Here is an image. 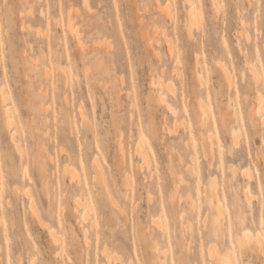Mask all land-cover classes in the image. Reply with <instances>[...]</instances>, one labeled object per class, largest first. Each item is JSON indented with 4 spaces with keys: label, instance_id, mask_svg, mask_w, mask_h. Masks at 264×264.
<instances>
[{
    "label": "rangeland",
    "instance_id": "374dc122",
    "mask_svg": "<svg viewBox=\"0 0 264 264\" xmlns=\"http://www.w3.org/2000/svg\"><path fill=\"white\" fill-rule=\"evenodd\" d=\"M84 1L0 0V264H264V0Z\"/></svg>",
    "mask_w": 264,
    "mask_h": 264
},
{
    "label": "bare ground",
    "instance_id": "6f19581e",
    "mask_svg": "<svg viewBox=\"0 0 264 264\" xmlns=\"http://www.w3.org/2000/svg\"><path fill=\"white\" fill-rule=\"evenodd\" d=\"M84 1V0H83ZM89 1V0H88ZM185 1H187L188 2V4H189V9L190 10H188V23H187V25H188V29H190V27H191V25H194V24H192V23H198V21H197V19L196 18H198V15H197V13L196 12H194V11H196V9H195V7H196V5H195V1L194 0H185ZM84 2H87V0L86 1H84ZM87 4V3H86ZM88 5V4H87ZM89 5H90V3H89ZM89 5H88V7H89ZM196 13V14H195ZM195 15H197V17L195 16ZM194 17H196V18H194ZM194 19L196 20L195 22H194ZM192 27H194V26H192ZM191 27V28H192ZM187 29V30H188ZM190 31H191V29H190ZM188 32H189V30H188ZM190 33V35H191V33L192 32H189ZM249 36H247V38H248ZM246 60H247V58H246ZM245 60V61H246ZM249 60V59H248ZM247 62V61H246ZM250 62V61H249ZM248 63V62H247ZM252 64V63H251ZM249 65H250V63H249ZM248 65V66H249ZM224 67V66H223ZM251 70H252V68L251 67H249ZM249 69V70H250ZM250 70V71H251ZM255 70V69H254ZM226 72L228 73V71L226 70ZM256 72H258V71H254V73L251 71V73H253V74H251V75H253V79L255 80V82H257L258 80H259V76H257V74H256ZM226 73V74H227ZM229 74V73H228ZM228 74L226 75V78H227V76H228ZM230 75V74H229ZM258 75H260V74H258ZM231 76V75H230ZM230 76H228V78H230ZM227 78V79H228ZM231 79V78H230ZM199 80H203V78H202V76H200L199 77ZM229 80V79H228ZM6 97H7V99H8V96H6L5 95V93H2V99H3V102L4 103H6L5 101H6ZM198 105H199V107H198V109L201 111H199V115H198V117L199 118H201L199 121L202 123V119L204 120L206 117H205V115H206V113H207V106H206V104H205V102H204V100L203 99H200L199 101H198ZM261 105V104H260ZM168 107L170 108V110L172 111V112H176V109L173 107V106H171V105H168ZM262 107V106H261ZM260 107V108H261ZM263 108V107H262ZM253 110V109H252ZM254 110H256V109H254ZM257 111H258V109H257ZM197 112H198V110H197ZM250 112H251V110H250ZM253 112V111H252ZM254 112H256V111H254ZM254 112H253V114H254ZM6 113H7V115L9 116V114H10V107H8L7 108V110H6ZM208 113H209V111H208ZM198 114V113H197ZM251 115L252 114H250L249 113V116L251 117ZM255 115V114H254ZM256 115L258 116V114L256 113ZM81 116L83 117V118H86V113H85V111L82 109L81 110ZM253 116V115H252ZM257 116H255V118L257 117ZM205 117V118H204ZM254 117V116H253ZM253 117H252V123L253 122H255L256 123V120H255V118H254V120L255 121H253ZM261 117V116H260ZM225 120V119H224ZM258 121V120H257ZM13 124V120L9 117V121H8V125L9 126H11ZM257 124V123H256ZM255 125V124H254ZM175 129V128H174ZM235 136H236V138H238V136L237 135H239L238 133H237V135H236V133L234 134ZM234 136V137H235ZM15 136H14V134H13V138H14ZM233 137V138H234ZM236 138H234L235 140H236ZM239 140V139H238ZM238 140H236L235 142H237ZM237 146H239V145H237ZM18 150H20V148H18ZM139 151H140V153H141V155L143 156V158L148 162L149 160H148V156H147V154H145V152L142 150V149H139ZM207 152V151H206ZM21 154H22V152H21ZM262 159H263V161H264V153H263V155H262ZM149 167H150V165H149ZM172 169H173V167H172ZM74 174V173H73ZM176 174V173H175ZM181 177V176H180ZM176 178L177 177H175V180H176ZM178 180V179H177ZM175 184H178V183H175ZM175 186V185H174ZM178 186V185H177ZM29 192V191H28ZM27 195H28V193H27ZM172 198H173V196H171ZM245 197H246V200L248 201V203H251V201H252V195L250 194V193H248L247 191L245 192ZM79 200V199H78ZM77 200V205L80 203V200L78 201ZM32 203V202H31ZM220 203V202H219ZM34 203H32L30 206H32L33 208H34ZM82 205V206H81ZM79 206H81V207H84L83 206V203H80L79 204ZM36 206H35V210L33 209V212L34 211H37L36 210ZM85 208H87V207H85ZM217 211H218V213H219V215H221L222 214V208H221V206H220V204H218L217 205ZM38 212V211H37ZM34 213V216H37L38 217V214H40V212H38V213ZM82 215V214H81ZM85 216H86V214H85ZM82 217V216H81ZM40 219V222L42 221V222H44L41 218H39ZM86 219V218H85ZM41 222V223H42ZM259 223L261 224L262 223V220L260 219L259 220ZM41 225H44V227L46 226L47 227V225L49 226V223H47V224H41ZM50 227V226H49ZM48 229V228H47ZM50 229H51V227H50ZM49 234L52 236H50L51 238H54L53 240H55V239H57V238H59L58 236H57V234H56V232L52 229L51 230V233H50V231H49ZM52 240V241H53ZM56 242L58 243V240H56ZM237 242H238V245L240 246V248L241 249H245V248H250V249H253V250H256V251H259V252H261L262 254H264V234H262V233H256V234H254V233H252L250 230H248V229H245L243 232H242V234H240L238 237H237ZM55 243V242H54ZM106 252H107V250H106ZM62 252L60 251V254H61ZM57 254V256L59 255V253H56ZM105 255H108V252L105 254ZM229 253H225V254H222L220 251H219V249L217 248V246L215 245V246H213V247H211L210 248V256H217L216 258L218 259V261L220 262L219 264H227V261H230V257H229ZM114 256V255H113ZM223 256H225V257H222ZM108 257H109V255H108ZM111 257V256H110ZM111 259V258H110ZM160 259V258H159ZM161 260V259H160ZM160 260H159V262H160ZM33 261V260H32ZM33 264H34V262H32ZM161 263H162V261H161ZM129 264V263H128ZM159 264V263H158Z\"/></svg>",
    "mask_w": 264,
    "mask_h": 264
}]
</instances>
